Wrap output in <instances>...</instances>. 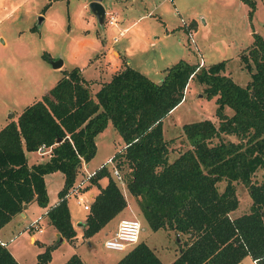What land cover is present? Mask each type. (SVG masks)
I'll use <instances>...</instances> for the list:
<instances>
[{
    "label": "trees",
    "instance_id": "16d2710c",
    "mask_svg": "<svg viewBox=\"0 0 264 264\" xmlns=\"http://www.w3.org/2000/svg\"><path fill=\"white\" fill-rule=\"evenodd\" d=\"M244 1L252 26L256 0ZM252 35L247 52L240 53L251 72L245 85L223 72L226 59L204 64L181 58L165 69L159 82L125 62L94 92L78 66L63 70L41 98L0 128V228L22 212L25 203L36 202L48 207L45 214L60 235L73 241L77 230L67 197L79 164L91 161L97 152L96 136L111 122L124 141L113 159L117 168H129L122 174L125 188L106 165L97 168L89 184L99 191L82 223L84 237L127 207L126 189L152 230L169 228L185 236L169 264H239L246 255L264 264V37L253 28ZM193 78L205 84L208 98L215 97L219 122L202 118L183 123L189 146L170 160L163 119L182 102ZM42 144L52 146L51 156L29 164L27 152ZM259 169L261 178L254 180ZM58 170L64 182L58 200L48 206L45 175ZM102 177H107L104 186ZM222 180L225 186L220 190ZM239 181L248 186L252 203L249 211L231 216L240 203L235 184ZM55 246L39 252L35 264H45ZM0 264L21 263L0 244ZM62 264L85 262L75 252ZM114 264L163 262L150 245L138 241Z\"/></svg>",
    "mask_w": 264,
    "mask_h": 264
},
{
    "label": "rangeland",
    "instance_id": "374dc122",
    "mask_svg": "<svg viewBox=\"0 0 264 264\" xmlns=\"http://www.w3.org/2000/svg\"><path fill=\"white\" fill-rule=\"evenodd\" d=\"M87 1L0 0V128L8 121L16 120L18 114L26 105L34 102L35 99L41 98V95L60 78L63 72L60 71V67H53L52 59H63L65 65L61 68L66 69H70L76 64L80 66L88 64V56L92 57L97 52V48L100 46L103 48L115 40V33L110 29L113 25L105 21L109 13L116 12L117 24L122 21L124 16L131 22L143 6V4L135 3L132 7V1L129 0H126L127 4L123 1L103 0L106 11L104 23H100L89 8ZM166 1V6L163 7L166 10L164 19L173 29L169 35V41L163 44L166 46V58L160 59L157 56L160 50L157 45L159 46L161 43L159 39L156 40L150 33L146 37L141 31H138L140 25L148 28L149 22L148 25L147 23L144 25L139 24L129 30L127 29L122 38H119L116 42L114 41L116 47H118L117 45L130 42L131 39V46L134 47L129 52L131 54L129 56L132 61L131 66L141 70L142 73L146 71V75L159 82L163 79L165 69L181 58L191 62H198L199 58H203L206 64L226 59L224 73L232 76L236 82L242 85H245L251 79V72L244 66L240 53L247 52L246 47L253 42L252 28L264 37V0H256L252 26L250 17H248L249 5L244 0ZM163 8L159 7L155 10V13H161ZM39 15L43 16L41 23L38 22ZM154 16L156 15L154 14L152 17L155 18ZM34 25H36V28L32 29ZM189 32L194 41L189 36ZM132 40L137 42L134 44ZM150 41H154L155 45H151ZM92 58L95 63L103 59ZM202 60L199 61L202 63ZM91 66H89L90 69H92ZM106 70V78L109 79L111 77L110 70L109 68ZM89 73L91 74V71L88 68ZM204 86L205 84L199 83L197 79H191L182 102L163 119L162 127L164 137L168 143L170 160L189 146L182 130L183 123L198 121L202 118H210L215 124L219 122L215 114V97L208 98L206 92H204ZM93 87L91 86V89L95 88ZM225 110L229 115L233 113V110L229 107H225ZM226 137L236 140L233 135H227ZM96 144V154L91 159L89 167L79 168L76 182L85 178L87 172L96 169L101 162H105L112 153L115 154L124 147L121 135L115 130L111 122L96 136ZM34 157L37 160L42 158L47 160L49 155H41L37 151L35 154L31 152L29 154L30 162H33ZM114 164V160L112 163H108L107 169L119 185L125 188L112 171ZM119 168H121V175L129 169L126 166ZM61 175V171L58 170L47 176L51 199H54L57 195V186L60 185L59 182L63 178ZM261 175L262 171L259 169L253 179L258 180ZM85 183L89 184V181ZM101 183L106 184L107 177L101 179ZM235 184L240 203L238 208L231 212V216L249 211L252 203L248 186L240 181ZM89 186L91 187L93 184H89ZM224 186L225 181L222 180L219 183L220 190ZM97 190L98 187L94 186L92 192L95 193ZM123 191L127 201V212L124 217L133 216L138 218L142 223L139 240L142 237L146 238L147 241L155 245L157 253H160L158 251L160 247L165 248L164 250L169 253L161 257L168 261L171 252L176 251L177 253L178 242L179 240L183 241L185 236L178 235L177 232L169 228L158 229L157 231L150 229L139 210V206L136 204V198L126 189H123ZM81 195L85 202L91 203L92 198L89 191L83 192ZM77 199L78 196L75 193H71L67 197L73 222L76 220L77 235L73 241L67 240L56 244L46 264H61L75 251L80 254L86 264L115 263L123 252L105 247L103 241L109 235V226L101 228L88 238L84 237L82 227L77 223L85 220L88 210L82 206L83 201L78 203ZM32 210L34 211L33 215L36 217L31 222L37 220V218L40 219L45 211L36 202L33 204ZM40 224L41 222L38 221V226L42 227ZM146 225L149 226V229ZM22 230L25 231L26 229ZM22 230L17 237L7 238L8 245L14 249L21 263L34 264L39 251H43L46 247L37 243H29L28 236L22 233ZM49 233L50 228H47L43 233L37 230L35 235L45 240ZM241 264L254 263L252 258L246 255Z\"/></svg>",
    "mask_w": 264,
    "mask_h": 264
},
{
    "label": "crops",
    "instance_id": "0c3cea01",
    "mask_svg": "<svg viewBox=\"0 0 264 264\" xmlns=\"http://www.w3.org/2000/svg\"><path fill=\"white\" fill-rule=\"evenodd\" d=\"M89 1V0H88ZM87 1V2H88ZM116 1H123L125 4H127V2H126V0H116ZM129 1H132L131 3L133 4L132 5V7L134 6V4L135 3H140V4H143V6H142V9L141 10H139L136 14H135V16L133 17L134 19H132V21L130 22V20L126 17V16H124L123 18H122V21H120L119 22V24H116V25H113V26H111V30L112 31H114V33H115V36H116V34H117V32L119 31V30H122V29H125V28H127L128 30L131 28V27H136L137 25H139V24H142V25H144V24H146L147 23V25H148V22H149V26H148V28L146 27V26H139V29L140 30H138V31H141V33L145 36L146 35V37L148 36V33H150V34H152L153 35V37L157 40V39H159V41H161V43H160V45L158 46L157 45V48L158 49H160L159 51H158V55L157 56H159V58L160 59H162V58H166V46H164L163 44L164 43H166V42H168L169 41V35L171 34V32H172V28H170V26L168 25V23H167V20L166 19H164V16H165V13H166V10H164V6H166V0H129ZM171 1V0H170ZM101 2L104 4V6L106 7V5H105V3L103 2V0H101ZM171 2H173V1H171ZM50 3V2H49ZM124 3H122V4H124ZM163 8L162 10H161V13H155V10H157L158 8ZM156 15V16H154L155 18H153L152 16L153 15ZM154 19V20H153ZM157 19H158V21H157ZM194 22V21H193ZM185 27V26H184ZM147 30V31H146ZM125 34V33H124ZM124 34L122 35V36H120V37H118L117 39L119 40V38H122L123 36H124ZM118 40H114L115 42L116 41H118ZM111 42L109 45H107V46H104L103 48L100 46L99 48H97V52L96 53H94L93 54V52L95 51H93L92 52V57H95L96 59H102V60H99V62H97V63H95V60L91 57V56H88V64H86V65H84L83 64V66H80V65H74V66H78L79 68H80V70H81V73H82V75L87 79V80H89L90 79V81H91V84H90V86H94L93 88L94 89H92V91L94 92V91H96L98 88H99V86L101 85V83L102 82H105V81H107V80H109L112 76V74L115 72V71H117V70H119V69H121V68H123L124 67V64H125V62L126 63H128V64H132V61H131V59L129 58V56H131V54L129 53L132 49H134V47L133 46H131V39H130V42H125V43H122L121 45H117L118 47H116V44H115V42ZM132 41H134L133 43L135 44L137 41H135V40H132ZM150 44L152 45H155V42L154 41H150ZM158 44V43H157ZM161 47V48H160ZM156 48V49H157ZM157 49V50H158ZM197 53V52H196ZM197 55V54H196ZM203 58H199V60H202ZM104 60V62H102ZM199 60H198V62H199ZM189 61V60H188ZM191 62V61H190ZM195 63V62H194ZM202 63H205L206 64V61L203 59L202 60ZM104 64H105V67H104ZM130 64V65H131ZM65 65V61L63 62V65L61 66V67H63ZM92 65V66H91ZM89 66H91V68L92 69H90V67ZM59 68L60 69V71H62L63 72V70H70V69H66V68ZM73 67V66H72ZM72 67H70V68H72ZM136 67H138V66H136ZM88 68H89V70L91 71V74L89 73L88 74ZM107 68H109V70H110V78L109 79H107L106 77V73H107ZM141 71V70H140ZM145 73H146V71H144ZM147 74V73H146ZM62 75V74H61ZM60 75V76H61ZM59 79V78H58ZM158 80H160V79H158ZM97 145V144H96ZM35 152H36V150L35 151H33L32 153H34L35 154ZM31 152H27V158H28V163L29 164H32V163H36V162H38V161H44V158H42V159H39V160H37V158L36 157H34V160H33V162H30V160H29V154H30ZM38 153V152H37ZM112 155H113V153H112ZM35 156V155H34ZM111 156V155H110ZM109 158V157H108ZM107 158V159H108ZM107 159H106V161H107ZM105 161V162H106ZM90 162L91 161H89L88 163H86V165H87V167H89V165H90ZM105 162H101L99 165H98V167L101 165V164H103V163H105ZM98 167H96V169L98 168ZM95 169V168H94ZM55 172V171H54ZM53 172V173H54ZM53 173H49V174H53ZM62 173V172H61ZM49 174H46L45 175V182H46V189H48V185H47V176L49 175ZM61 176H63V178H61V180H60V185L59 186H57L56 188H57V195H56V197L54 198V199H51V197H50V191H49V189H48V192H49V205L48 206H50V205H54L55 204V202L58 200V191L61 189V187H62V185H63V182H64V175H63V173H62V175ZM104 177H102L101 179H103ZM101 179L99 180V182H100V184L102 185V186H104L102 183H101ZM121 185H124L123 183H121ZM94 186H96V185H93V186H89V188L90 189H88V191L90 192V196H91V198H92V196H94V194H96L98 191H99V187H98V190L95 192V193H93L92 192V189L94 188ZM97 187V186H96ZM35 202H32V203H30V204H27V207H23L24 208V210L22 211V212H20V213H18V215H15L10 221H8L6 224H4L1 228H0V239H3V240H5V241H7V238L8 237H17V235L19 234V233H21L20 231L22 230V229H26L25 231H23L22 233H25L27 236H28V242L29 243H32V244H35V243H37V244H40V246H44V247H46L47 245H49V244H52V243H56V244H59V243H61V242H65V241H67L64 237L62 238V240H59V235H60V232L58 231V229L57 228H55V226H53V225H51L50 223H49V221H48V217H47V215L45 214L46 213V211H47V209H48V207H43L44 208V212L42 213V215H41V218L39 219V222H41V226H42V231H39L40 233H43V232H45V230L47 229V228H50V233L46 236V239L45 240H43V239H40L38 236H36L35 235V232L37 231V230H35L33 227H30V226H28L29 224H31V221L34 219V217H36V216H34L33 215V213H34V211L32 210V206H33V204H34ZM67 206H68V202H67ZM69 207V206H68ZM127 208V207H126ZM123 209L121 212H119L117 215H115L103 228H105L106 226H109V228H110V230H109V232H108V234L109 235H107V237H109V236H111V234L116 230V228H117V222L119 221V219L121 218V217H124V216H126V212H127V209ZM69 209H70V207H69ZM70 215H71V221H72V224L73 225H75V227H76V230H77V232H78V228H77V225L75 224V221L73 222V216H72V213H71V211H70ZM87 215V214H86ZM30 217V218H29ZM29 218V219H28ZM79 222H82V221H78V225H81V227H82V231H83V226L84 225H82V224H79ZM84 222V221H83ZM148 224V223H147ZM149 225V224H148ZM146 227L148 228L149 226H147L146 225ZM150 228V227H149ZM148 228V229H149ZM151 229V228H150ZM154 231H157V230H154ZM106 237V238H107ZM139 241H145L148 245H150L154 250H155V252H156V254L158 255V257L160 258V260H162V262H163V264H169L171 261H173L174 260V258L176 257V255H177V253H178V250H177V253H176V251H173V252H171L172 254L169 256V258L167 259L168 261H165L164 259H162V255H165V254H167V253H169V252H167V251H165L164 249L165 248H162V247H160L159 249H158V251L160 252V253H157V251H156V248H155V245L154 244H152V243H150L149 241H147L146 240V238L144 239V237H142ZM6 246L9 248V250H10V252L12 253V255L14 256V258L17 260V262L18 263H21V261H19V259L17 258V256H16V254H15V251H14V249H12V248H10L9 247V245H8V241H7V243H6ZM164 247V246H163ZM131 248V247H130ZM129 249H127V250H124V251H122L123 253H122V255L121 256H123L124 255V253H126L127 251H128ZM165 251V252H164ZM39 252H41V251H39ZM76 253H78L77 251H75ZM75 252H73V253H71L69 256H68V258L72 255V254H74ZM79 254V253H78ZM80 255V254H79ZM120 256V257H121ZM249 256V255H248ZM81 257V256H80ZM119 257V258H120ZM250 257V256H249ZM67 258V259H68ZM82 258V257H81ZM118 258V259H119ZM252 258V257H251ZM66 259V260H67ZM117 259V260H118ZM82 260H83V258H82ZM117 260H116V262H117ZM65 261V260H64ZM64 261L62 262V263H64ZM252 261H253V263L254 264H257V262L252 258ZM36 262V261H35ZM35 262H34V264H35ZM83 262H84V260H83ZM61 263V264H62ZM21 264H23V263H21ZM46 264V263H45ZM85 264H86V262H85ZM114 264V263H113ZM239 264H241V263H239Z\"/></svg>",
    "mask_w": 264,
    "mask_h": 264
},
{
    "label": "built area",
    "instance_id": "2783aa9c",
    "mask_svg": "<svg viewBox=\"0 0 264 264\" xmlns=\"http://www.w3.org/2000/svg\"><path fill=\"white\" fill-rule=\"evenodd\" d=\"M105 21L109 22L112 25H116L118 22V20H116V12L109 13V16L105 19ZM126 30H127V28L119 30L117 32L116 36H114V39L118 40L117 38L122 36ZM188 34L192 38V41H194L193 37L191 36V33L189 32ZM51 150H52L51 145L47 146L44 144L38 146V148L36 149V151L39 154L49 155V157L51 156V153H52ZM113 158H114V154L109 156L107 161L105 163L101 164L99 167H101L103 165L107 166L108 163H112L114 160ZM83 162H81L79 164V166H80L79 168H81L83 166L86 168L87 165L86 164L84 165ZM112 168H113L112 169L113 173L122 183V175L120 173L119 168H117L115 166V164L112 166ZM96 170L97 169H94V170L87 172L86 177L82 178L80 181H77L73 185L72 189L69 192V195L71 193H75L76 196H78V199H77L78 203H81V201H83L82 206L86 210L90 209V207H91L90 202H88V201L85 202V200L83 199V196L81 194L83 192H86V191H83L84 187L87 185V183H85V182L89 181L90 177L96 172ZM38 221H39V218H37V220L31 222L30 226L33 227L35 230L42 231V227L38 226ZM117 224L118 225H117L116 230L111 234V236L105 238L103 241V243L107 249L124 251V250L130 249V247H132L133 245L138 243L140 232L142 230V223H140L138 218L133 217V216L121 217L119 219V221L117 222ZM6 243H7V241L0 239V244L6 245Z\"/></svg>",
    "mask_w": 264,
    "mask_h": 264
},
{
    "label": "water",
    "instance_id": "95a60500",
    "mask_svg": "<svg viewBox=\"0 0 264 264\" xmlns=\"http://www.w3.org/2000/svg\"><path fill=\"white\" fill-rule=\"evenodd\" d=\"M88 5H89V8L94 13V15L96 16L97 20L100 21V23H104L106 7L101 2V0H89ZM42 20H43V16L39 15L38 16V22L41 23ZM51 61H52L53 67H61L63 65V62H64L63 59H61V58L52 59ZM60 140L61 139L58 138L56 140V142H59ZM23 207H27V204L25 203L23 205ZM82 223L83 222H79V224H82ZM62 238L63 237L61 235H59V240H62Z\"/></svg>",
    "mask_w": 264,
    "mask_h": 264
}]
</instances>
